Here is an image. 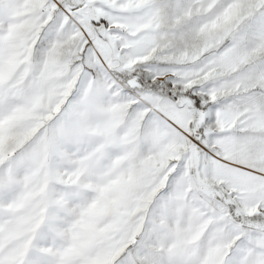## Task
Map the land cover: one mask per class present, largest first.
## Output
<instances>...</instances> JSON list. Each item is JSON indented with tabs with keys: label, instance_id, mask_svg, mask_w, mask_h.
I'll return each mask as SVG.
<instances>
[{
	"label": "snow or ice",
	"instance_id": "6c2138e0",
	"mask_svg": "<svg viewBox=\"0 0 264 264\" xmlns=\"http://www.w3.org/2000/svg\"><path fill=\"white\" fill-rule=\"evenodd\" d=\"M0 264H264V0H0Z\"/></svg>",
	"mask_w": 264,
	"mask_h": 264
}]
</instances>
